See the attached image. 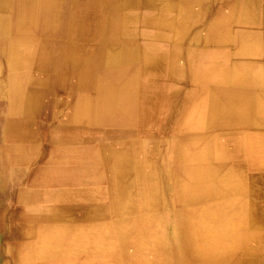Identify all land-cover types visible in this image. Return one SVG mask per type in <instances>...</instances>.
I'll list each match as a JSON object with an SVG mask.
<instances>
[{
  "label": "bare ground",
  "instance_id": "1",
  "mask_svg": "<svg viewBox=\"0 0 264 264\" xmlns=\"http://www.w3.org/2000/svg\"><path fill=\"white\" fill-rule=\"evenodd\" d=\"M0 264H264V0H0Z\"/></svg>",
  "mask_w": 264,
  "mask_h": 264
}]
</instances>
